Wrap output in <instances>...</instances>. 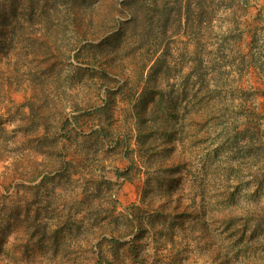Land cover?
<instances>
[{
    "label": "rangeland",
    "instance_id": "374dc122",
    "mask_svg": "<svg viewBox=\"0 0 264 264\" xmlns=\"http://www.w3.org/2000/svg\"><path fill=\"white\" fill-rule=\"evenodd\" d=\"M187 1L0 0V264H264V0Z\"/></svg>",
    "mask_w": 264,
    "mask_h": 264
},
{
    "label": "trees",
    "instance_id": "16d2710c",
    "mask_svg": "<svg viewBox=\"0 0 264 264\" xmlns=\"http://www.w3.org/2000/svg\"><path fill=\"white\" fill-rule=\"evenodd\" d=\"M193 2L195 4H198V5L201 4V0H188L186 2V4H185L187 11H191L192 10V3ZM221 4L222 3H219L218 5H221ZM4 35L5 34L3 33V31L0 30V52L4 51L6 49L5 47H7V44H8V43H6L7 40L5 39V36ZM68 123H69V125H71L73 127V129H76V130L78 129L77 124H76V121L73 118L72 119L70 118L68 120Z\"/></svg>",
    "mask_w": 264,
    "mask_h": 264
}]
</instances>
